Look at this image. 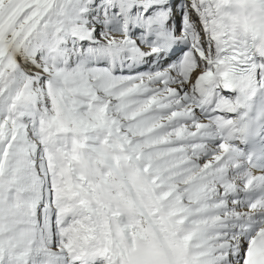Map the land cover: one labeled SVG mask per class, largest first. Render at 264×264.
<instances>
[{
    "label": "snow or ice",
    "instance_id": "snow-or-ice-1",
    "mask_svg": "<svg viewBox=\"0 0 264 264\" xmlns=\"http://www.w3.org/2000/svg\"><path fill=\"white\" fill-rule=\"evenodd\" d=\"M0 264H264V0H0Z\"/></svg>",
    "mask_w": 264,
    "mask_h": 264
}]
</instances>
